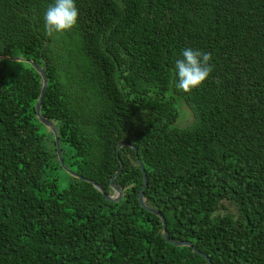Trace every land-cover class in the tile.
I'll return each mask as SVG.
<instances>
[{"label": "trees", "instance_id": "obj_1", "mask_svg": "<svg viewBox=\"0 0 264 264\" xmlns=\"http://www.w3.org/2000/svg\"><path fill=\"white\" fill-rule=\"evenodd\" d=\"M54 2L0 0V264H264V0H75L76 26L49 37ZM185 48L213 68L189 93ZM26 61L63 165L105 195L120 167L116 201L45 175L62 168ZM137 160L145 206L209 262L139 206Z\"/></svg>", "mask_w": 264, "mask_h": 264}, {"label": "clouds", "instance_id": "obj_2", "mask_svg": "<svg viewBox=\"0 0 264 264\" xmlns=\"http://www.w3.org/2000/svg\"><path fill=\"white\" fill-rule=\"evenodd\" d=\"M78 15L75 0H55L43 14L45 35L52 37L54 34L71 31L76 26ZM181 55L182 59L175 64L176 87L189 93L202 85L212 72L211 54L199 49L185 48Z\"/></svg>", "mask_w": 264, "mask_h": 264}, {"label": "water", "instance_id": "obj_3", "mask_svg": "<svg viewBox=\"0 0 264 264\" xmlns=\"http://www.w3.org/2000/svg\"><path fill=\"white\" fill-rule=\"evenodd\" d=\"M12 60H19L17 58H14ZM27 64L30 65L31 68L34 69V71L40 76V79H41V85H40V90H39V96H38V99H37V102L35 103L34 105V113H35V117L37 118V120L45 127H47L51 133H52V136H53V140H54V144H55V154H56V157H57V160H58V163L60 165V167L63 169V171H65L66 173H68V175L72 176V177H75L76 179L80 180V181H85L86 183L90 184L95 190H97L100 194L103 195V197L108 200V201H116L119 196H120V191L119 189L113 185V179L115 178V176L119 173V170H120V167L119 169L114 173V175L110 178L109 182H108V187L109 189L111 190V195H105V193L103 192V190L100 188L99 185H97L96 183H94L92 180H89V179H85L81 176H77L75 175L74 173H72L71 171H69L62 163L61 161V158H60V150H59V141H58V138H57V134H56V131L54 129V127L45 119L43 118L38 109H39V106L41 104V100H42V97H43V94H44V91H45V87H46V79H45V75H44V72L43 70H41L37 65H35L33 62L31 61H26ZM121 146H127V147H131L133 150L135 149L134 147H132L131 145L127 144V143H119L116 147V150H118ZM137 166L139 168V171L141 173V176H142V188L140 190V192L138 193V196H137V201H138V204L139 206L144 209L145 211L147 212H150L154 215H156L159 220H160V223H161V227H162V233H163V238L164 240L173 245V246H186V247H189L193 253H195L196 255L202 257L206 262H209V259L206 255H203L202 253H200L199 251H197L196 249H194L191 244L187 243V242H182V241H178V242H173V241H170L169 238H168V235H167V232L165 230V225H164V221H163V218L161 216V214L157 211V210H154V209H151L147 206H145V204L143 203V199H142V191L143 189L145 188L146 186V183H147V180H146V177H145V174H144V171H143V168H142V165L141 163L137 160Z\"/></svg>", "mask_w": 264, "mask_h": 264}, {"label": "rangeland", "instance_id": "obj_4", "mask_svg": "<svg viewBox=\"0 0 264 264\" xmlns=\"http://www.w3.org/2000/svg\"><path fill=\"white\" fill-rule=\"evenodd\" d=\"M174 106L176 107L178 111V119L176 121V125L179 127H182V126L189 124L191 121V115L188 109L185 106L180 105L179 101L177 102L175 101ZM45 175L49 179H52L53 177H55L56 188L58 190L66 188L68 185V182L70 181L68 173L63 171V169L54 168L51 171L47 170L45 172ZM230 210L233 211L231 208Z\"/></svg>", "mask_w": 264, "mask_h": 264}]
</instances>
